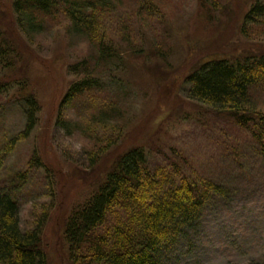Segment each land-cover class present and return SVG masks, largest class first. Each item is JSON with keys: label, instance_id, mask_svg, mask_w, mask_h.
Returning a JSON list of instances; mask_svg holds the SVG:
<instances>
[{"label": "rangeland", "instance_id": "374dc122", "mask_svg": "<svg viewBox=\"0 0 264 264\" xmlns=\"http://www.w3.org/2000/svg\"><path fill=\"white\" fill-rule=\"evenodd\" d=\"M105 1L109 11L98 13L91 38L60 13L31 20L0 0V143L8 148L0 180L21 177L20 229H40L47 264H70L65 219L125 150L142 146L150 167L176 151L189 162L187 175L224 187L161 264L264 262V161L246 131L189 99L185 83L203 61L264 53V22L242 21L254 0ZM86 76L92 87L64 101ZM250 91L252 106L264 112V90ZM27 92L38 121L15 140ZM112 134L115 143L99 152Z\"/></svg>", "mask_w": 264, "mask_h": 264}, {"label": "trees", "instance_id": "16d2710c", "mask_svg": "<svg viewBox=\"0 0 264 264\" xmlns=\"http://www.w3.org/2000/svg\"><path fill=\"white\" fill-rule=\"evenodd\" d=\"M12 3L15 14L22 18L24 14L31 20L34 16L60 13L91 38H96L98 13L109 11L105 0H12ZM242 21L243 26L264 22V1L254 0ZM243 26L240 31L245 36ZM97 48L102 54L107 45L100 39ZM4 54L0 43V57ZM94 80L86 76L73 83L64 101L90 89ZM185 81L189 85L188 98L246 131L264 161V112L253 107L250 99L252 88L264 90V53L257 51L233 61L225 56L211 58L199 63ZM21 99L25 124L15 140L27 137L38 121V103L32 93L21 95ZM111 136L106 137L99 152L115 143ZM3 146L1 142L0 166L8 152ZM173 153L166 164L150 167L143 147L134 146L111 164L103 185L65 219L62 232L70 264H161L166 259L164 250L178 242L183 228L194 226L211 199L224 192L222 184L187 175L184 171L188 170L189 162L179 152ZM21 189L19 175L0 180V264H47L40 229L22 231L19 227Z\"/></svg>", "mask_w": 264, "mask_h": 264}]
</instances>
